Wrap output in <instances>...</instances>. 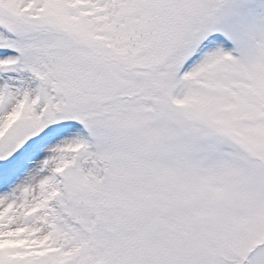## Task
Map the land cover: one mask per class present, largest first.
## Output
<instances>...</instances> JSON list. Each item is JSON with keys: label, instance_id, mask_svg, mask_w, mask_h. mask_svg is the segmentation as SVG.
Segmentation results:
<instances>
[{"label": "snow or ice", "instance_id": "1", "mask_svg": "<svg viewBox=\"0 0 264 264\" xmlns=\"http://www.w3.org/2000/svg\"><path fill=\"white\" fill-rule=\"evenodd\" d=\"M0 264H264V0H0Z\"/></svg>", "mask_w": 264, "mask_h": 264}]
</instances>
